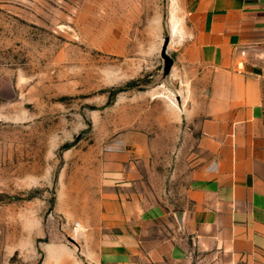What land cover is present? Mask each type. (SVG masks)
Masks as SVG:
<instances>
[{"label":"rangeland","instance_id":"rangeland-1","mask_svg":"<svg viewBox=\"0 0 264 264\" xmlns=\"http://www.w3.org/2000/svg\"><path fill=\"white\" fill-rule=\"evenodd\" d=\"M189 5L0 0V264H94L93 193L112 162H134L153 192L171 191L151 200L178 207L188 168L167 144L193 126L175 117L195 106ZM161 115L179 121L160 133Z\"/></svg>","mask_w":264,"mask_h":264},{"label":"crops","instance_id":"crops-1","mask_svg":"<svg viewBox=\"0 0 264 264\" xmlns=\"http://www.w3.org/2000/svg\"><path fill=\"white\" fill-rule=\"evenodd\" d=\"M189 1L181 55L196 73L195 106L175 117L193 126L167 144L188 168L180 204L153 202L171 191L153 192L134 162L105 166L89 227L94 264H264V0ZM175 120L161 115L159 132Z\"/></svg>","mask_w":264,"mask_h":264},{"label":"water","instance_id":"water-1","mask_svg":"<svg viewBox=\"0 0 264 264\" xmlns=\"http://www.w3.org/2000/svg\"><path fill=\"white\" fill-rule=\"evenodd\" d=\"M169 41H170V38H169V37H166V38H165L164 45H163V49H162V56L165 57L167 61H170V60H171V59L166 55V51H167V47H168Z\"/></svg>","mask_w":264,"mask_h":264}]
</instances>
